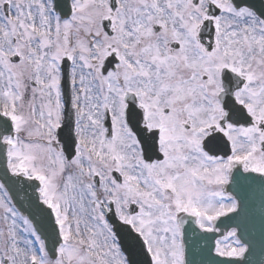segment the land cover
<instances>
[{
	"label": "snow or ice",
	"instance_id": "6c2138e0",
	"mask_svg": "<svg viewBox=\"0 0 264 264\" xmlns=\"http://www.w3.org/2000/svg\"><path fill=\"white\" fill-rule=\"evenodd\" d=\"M264 192V0H0V264H243Z\"/></svg>",
	"mask_w": 264,
	"mask_h": 264
},
{
	"label": "water",
	"instance_id": "95a60500",
	"mask_svg": "<svg viewBox=\"0 0 264 264\" xmlns=\"http://www.w3.org/2000/svg\"><path fill=\"white\" fill-rule=\"evenodd\" d=\"M244 231L250 251L243 264H264V192L259 188L248 194Z\"/></svg>",
	"mask_w": 264,
	"mask_h": 264
}]
</instances>
